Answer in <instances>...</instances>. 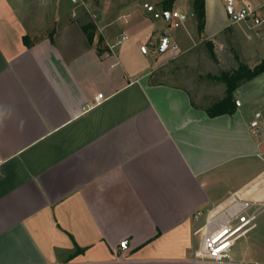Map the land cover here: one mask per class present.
Masks as SVG:
<instances>
[{"label": "crops", "instance_id": "1", "mask_svg": "<svg viewBox=\"0 0 264 264\" xmlns=\"http://www.w3.org/2000/svg\"><path fill=\"white\" fill-rule=\"evenodd\" d=\"M119 1L101 7L91 43L83 0H0V264H184L199 245L195 214L238 191L264 200V74L235 91L234 114L217 117L206 112L212 103L155 76L174 55L264 21L237 31L240 9L205 0L199 32L193 0L169 11L163 0ZM154 11L165 26L148 22ZM128 33L131 49L148 47L150 59L136 56L144 66L115 52ZM246 246L238 259L259 263V248Z\"/></svg>", "mask_w": 264, "mask_h": 264}, {"label": "rangeland", "instance_id": "2", "mask_svg": "<svg viewBox=\"0 0 264 264\" xmlns=\"http://www.w3.org/2000/svg\"><path fill=\"white\" fill-rule=\"evenodd\" d=\"M85 3L86 18L82 19L83 23L87 26V30L90 33H95V26L98 21L103 17L101 7L107 6L111 2H120L119 0H83ZM231 1L233 3L231 4ZM30 4L38 6L39 3L36 0H26ZM227 8L234 7L235 9H241L243 7H249L252 11H255L256 17L264 21V0H224ZM40 6V5H39ZM40 8V7H39ZM67 9V8H66ZM40 11V10H39ZM63 13V9L57 7L52 10V15H60ZM70 14V12H69ZM156 11L150 13L151 22H160L165 26V17L158 15L156 17ZM136 18V17H134ZM134 18L132 20H134ZM113 15L107 16L106 21L113 20ZM255 21V20H254ZM252 21L251 24L255 22ZM82 23V22H81ZM147 23V24H149ZM231 24H233L231 22ZM235 30L240 26L239 23H235ZM149 27V26H148ZM127 27L126 29H128ZM150 28H147L145 33L149 32ZM169 29V28H166ZM178 30L172 27L171 31ZM238 31V30H237ZM54 30L50 28L40 37L46 35L49 36ZM237 34V40L233 34L226 33L221 38L220 44L209 45L202 43L199 45L194 52L189 54L185 58H173L170 62L166 63L159 72L155 73L158 80H164L169 78L179 85L187 87L196 101L202 106H208L216 100H219L223 95V85L218 82V77L224 71H231L238 68L240 63L250 64L257 63L264 58V40L261 37L264 36V25L258 30H247L244 27V31ZM128 42L122 43L116 48V53H120L121 59L131 65V67L144 66L140 65L141 62L136 60V56L139 55L141 58L147 57L150 59V52L147 45H137L136 50L131 49V44L134 43V38L128 33ZM261 36V37H260ZM261 39V40H260ZM112 46V45H111ZM105 46L104 43V49ZM110 49V46H108ZM130 48V49H129ZM102 49V50H104ZM134 49V51H133ZM213 52H212V50ZM111 50V49H110ZM137 52L138 54H133ZM213 53V55H212ZM167 57L170 56V52H166ZM151 65L153 62L149 61ZM249 241H246L248 240ZM248 242L249 247L259 248V263L264 264V213H262L257 221L256 227L248 233L245 237L241 238L236 242L233 248L232 257L237 260L238 257L243 256L246 253V245ZM239 261V259L237 260Z\"/></svg>", "mask_w": 264, "mask_h": 264}, {"label": "built area", "instance_id": "3", "mask_svg": "<svg viewBox=\"0 0 264 264\" xmlns=\"http://www.w3.org/2000/svg\"><path fill=\"white\" fill-rule=\"evenodd\" d=\"M255 11L249 7L242 8L231 13L233 24L247 22L254 19ZM172 17L179 22L186 19V16L173 13ZM127 23V21H126ZM176 27L179 23L175 24ZM127 39L126 34L120 38L117 44ZM111 49L115 45L110 46ZM169 49L177 54L179 47L170 46ZM174 55L173 58H175ZM102 95L98 99H102ZM261 113L255 114V119L251 122L252 128H258ZM1 165V164H0ZM264 213V200H248L241 191L233 193L223 204L216 206L206 212H199L194 215V219L202 223L197 226L194 236L198 239L199 245L194 251L192 258L184 260V264H260L246 260H235L232 257L233 248L238 240L245 237L256 227L258 217ZM71 264V263H67ZM108 264H134L133 260L116 259Z\"/></svg>", "mask_w": 264, "mask_h": 264}, {"label": "trees", "instance_id": "4", "mask_svg": "<svg viewBox=\"0 0 264 264\" xmlns=\"http://www.w3.org/2000/svg\"><path fill=\"white\" fill-rule=\"evenodd\" d=\"M173 2L174 0H163L162 6L165 11H169L171 9ZM193 10L197 19L199 32H203L206 18L205 0H193ZM85 30H87V28H85ZM87 35L89 41L92 43L94 40V34L87 32ZM23 42L27 47H31L33 43L29 36H24ZM261 74H264V58L254 65L240 63L238 68L222 72L214 79L225 85V96L223 99L216 100L209 107H207V114L210 117L234 114L238 107V102L234 96L235 91L242 84L255 79Z\"/></svg>", "mask_w": 264, "mask_h": 264}, {"label": "water", "instance_id": "5", "mask_svg": "<svg viewBox=\"0 0 264 264\" xmlns=\"http://www.w3.org/2000/svg\"><path fill=\"white\" fill-rule=\"evenodd\" d=\"M168 46H169V38L165 37L163 38L162 40V47H161V50L163 52H165L167 49H168Z\"/></svg>", "mask_w": 264, "mask_h": 264}]
</instances>
